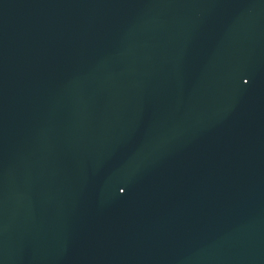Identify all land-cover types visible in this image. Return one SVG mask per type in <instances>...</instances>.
Instances as JSON below:
<instances>
[{
  "label": "water",
  "instance_id": "water-1",
  "mask_svg": "<svg viewBox=\"0 0 264 264\" xmlns=\"http://www.w3.org/2000/svg\"><path fill=\"white\" fill-rule=\"evenodd\" d=\"M0 264H264V0H0Z\"/></svg>",
  "mask_w": 264,
  "mask_h": 264
}]
</instances>
